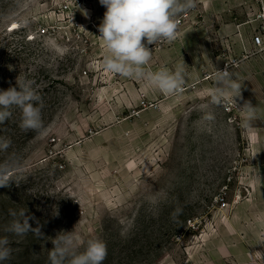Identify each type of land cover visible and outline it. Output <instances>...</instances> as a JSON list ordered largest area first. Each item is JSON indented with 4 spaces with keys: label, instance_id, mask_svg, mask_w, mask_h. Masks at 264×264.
I'll use <instances>...</instances> for the list:
<instances>
[{
    "label": "rangeland",
    "instance_id": "374dc122",
    "mask_svg": "<svg viewBox=\"0 0 264 264\" xmlns=\"http://www.w3.org/2000/svg\"><path fill=\"white\" fill-rule=\"evenodd\" d=\"M105 11L99 0H0V90L32 81L49 129L22 132L15 108L0 125L12 141L0 164L22 168L0 187V228L23 210L42 233L12 238L0 264H48L51 239L74 228L106 243L103 264H264V51L250 43L264 0H198L176 17L177 38L150 45L146 66L186 64L171 96L102 68ZM227 64L243 82L238 104L257 107L249 128L210 102Z\"/></svg>",
    "mask_w": 264,
    "mask_h": 264
},
{
    "label": "clouds",
    "instance_id": "9594fccd",
    "mask_svg": "<svg viewBox=\"0 0 264 264\" xmlns=\"http://www.w3.org/2000/svg\"><path fill=\"white\" fill-rule=\"evenodd\" d=\"M99 3L106 8L98 26V37L104 47L102 68L111 74L142 80L162 94H179L186 81V64L178 63L174 69L146 70L153 52L149 46L173 42L178 35L176 17L194 9L198 0H99ZM231 67L227 64L224 69H216L209 99L213 105L236 108L241 113V126L249 128L256 118L257 107L251 101L238 104V100H243V82ZM14 108L19 109L18 126L22 132L47 135L49 129L42 118L43 99L33 88V82L20 76L15 87L0 90V125L11 119ZM203 118L209 122L215 120L210 112ZM11 146V139L0 135V152L7 153ZM21 171L18 158L0 164V187H7ZM10 216L12 219L0 228L6 233L0 236V262L12 259V238H23L29 231L42 235L39 222L32 228L29 220L34 217L26 215V211L21 210L19 214L10 211ZM51 242L48 264H103L107 257V245L102 239L82 241L75 228L60 231Z\"/></svg>",
    "mask_w": 264,
    "mask_h": 264
},
{
    "label": "built area",
    "instance_id": "2783aa9c",
    "mask_svg": "<svg viewBox=\"0 0 264 264\" xmlns=\"http://www.w3.org/2000/svg\"><path fill=\"white\" fill-rule=\"evenodd\" d=\"M261 29L251 36V46L255 51H264V12L259 14Z\"/></svg>",
    "mask_w": 264,
    "mask_h": 264
}]
</instances>
